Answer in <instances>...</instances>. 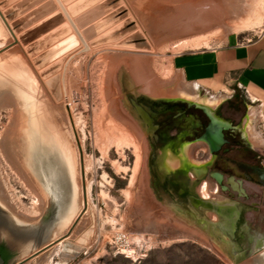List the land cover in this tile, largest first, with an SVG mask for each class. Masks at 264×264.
Listing matches in <instances>:
<instances>
[{
    "label": "rangeland",
    "instance_id": "obj_1",
    "mask_svg": "<svg viewBox=\"0 0 264 264\" xmlns=\"http://www.w3.org/2000/svg\"><path fill=\"white\" fill-rule=\"evenodd\" d=\"M238 2L0 0L16 36L13 41L0 18V226L48 233L41 214L48 204L43 176L49 165L50 176L55 166L63 173L65 211H70L52 238L66 231L81 209L77 158L72 141L64 139L72 138L77 150L73 128L83 152L87 207L67 237L42 251L51 255L44 264H62V245L76 251L64 264H251L258 251L249 234L264 233V181L256 191L246 185L241 194L221 190L225 183L217 186L212 169L203 168L198 176L179 158L203 167L206 150L186 156L193 147H204L191 141L214 117L228 120L231 109L203 91L178 88L154 97L146 94L152 81L142 85L174 53L243 43L259 33L263 0ZM210 97L219 99L209 108ZM237 112L229 118L257 148L260 143L250 140L245 125L250 110ZM180 130H186L180 142L188 146L165 145ZM5 137L7 153L1 146ZM177 187L193 194L184 199ZM189 195L218 202L231 198L241 205L232 238L237 254L223 248L222 232L209 233L185 215L180 205ZM203 214L213 222L219 218L212 209ZM118 232L139 257L117 252Z\"/></svg>",
    "mask_w": 264,
    "mask_h": 264
},
{
    "label": "crops",
    "instance_id": "obj_2",
    "mask_svg": "<svg viewBox=\"0 0 264 264\" xmlns=\"http://www.w3.org/2000/svg\"><path fill=\"white\" fill-rule=\"evenodd\" d=\"M156 72V77L142 82L146 85L152 81L151 91L145 90L148 95L161 97L178 88L203 91L207 95L221 97L219 104L225 103L231 109L228 120L212 119L222 124L218 125L222 143L217 149L210 151L207 143L201 141L204 147H193L192 151H187V158L194 151L206 150L204 158L208 157L203 164L204 169L217 171L221 167L227 176L232 175L240 181L242 189L245 185L254 191L260 188L264 181V159H260V156L264 158V0L261 30L252 39L174 53ZM217 97L210 98L219 99ZM240 109H249L253 113V128L261 140L257 148L249 145L240 126L229 118L237 116ZM244 118L245 115L242 120ZM196 141L192 140L191 144Z\"/></svg>",
    "mask_w": 264,
    "mask_h": 264
},
{
    "label": "flooded vegetation",
    "instance_id": "obj_3",
    "mask_svg": "<svg viewBox=\"0 0 264 264\" xmlns=\"http://www.w3.org/2000/svg\"><path fill=\"white\" fill-rule=\"evenodd\" d=\"M138 111H139V115L143 118V120L146 121L148 123V125H151L154 127V125L151 124L150 116L146 112H144L142 109H140L139 107H138ZM145 116H146V118H145ZM204 128H203V130H204ZM185 134H186V130H180L179 133L177 134V136L173 140L167 142L165 145H167L168 143H171L172 149H174L177 145H179L181 143H185V145L187 146L186 142H180L181 137L184 136ZM157 158L158 157L156 156L154 163H153V168H154L155 173L158 175V167H157V162H156ZM179 158H180L181 162H183L182 163L183 166L190 167L189 166L190 160L184 161V159H185L184 156H180ZM192 163L194 166L196 165V163L194 161ZM216 166H217V164H216ZM175 167H180V166H175ZM197 167H199V166H197ZM222 170H224V169L221 167H218L217 171H213L211 173V176L215 180L217 186L219 183L223 182V183H225V187H229V185L226 183V178L228 176ZM214 172L221 174V180L220 181H218L216 175H213ZM202 173H203V167L200 165V167L198 168L197 174L202 175ZM220 189L224 190L222 188V186ZM176 192L178 195L185 193V192H183L182 187H177ZM188 194H193V193H191V192L185 193L184 199L186 198V196ZM205 196H207V195H205ZM66 207H67V205L65 206V208ZM180 207H182L184 209L185 215L188 218L195 221L205 231H208L209 233H212L215 235H217L219 231L222 232L223 235L220 236V239H222L221 243L223 244V248L231 254L236 253V250L239 249V245L237 242H234L232 240V238L234 236V231H235L237 220L239 218V213L242 209L240 204H237L231 198H226V200L224 202H218V201H212L209 199L198 198V197L189 195L188 196V202L182 203L180 205ZM204 208L212 209L219 216V218L215 222H213V220L209 219L208 217H206L203 214ZM46 211L47 210L45 208L43 213H46ZM64 213H65V211H63V213H62L60 219L57 221V223H59V221L61 223V219L65 217ZM42 221H43V217H42ZM205 221H209V222H211V224L208 225L205 223ZM51 222L46 224L43 221L42 223L47 227L50 224H52ZM5 227L8 229L10 228L6 225H5ZM242 228L244 230H247V225L244 223L242 225ZM17 229L15 227L9 229L10 234H8V235H5V234H3V232L0 231V245L5 246L6 248H8L11 251V256L9 258H7L6 260H4L3 262H1L0 264H18L23 258H25L27 256L26 255L27 253H30L31 251H33L32 248L34 246L37 247V246H40V245L42 246V245L46 244L47 241L52 238V236L55 232V230L52 228L53 230L51 232H48L49 234L45 233L44 235H42L43 238L41 239L40 237H38V238L32 237V236L30 237L28 235H25L24 233H19V231H17ZM30 232H32V231H30ZM33 232H34V229H33ZM34 238H36L38 240L35 241ZM249 239L254 240V246L256 243H261L264 245V233H258L255 235L249 234ZM15 242H16V244H20L23 247H27L25 249V252L23 255L20 254L21 253L19 251L20 249L17 245H15ZM19 255H21V256H19ZM252 261H253V263H252ZM28 262H26L25 264H27ZM251 264H264V246H263V248L258 250V253L254 254L252 256Z\"/></svg>",
    "mask_w": 264,
    "mask_h": 264
},
{
    "label": "water",
    "instance_id": "obj_4",
    "mask_svg": "<svg viewBox=\"0 0 264 264\" xmlns=\"http://www.w3.org/2000/svg\"><path fill=\"white\" fill-rule=\"evenodd\" d=\"M0 18H1L2 22L4 23L5 27L7 28L8 32L11 34L13 41H16V38L12 34L11 28L7 25V23H6L4 17L2 16L1 13H0ZM136 41L141 42L143 44L145 43V40L143 38H137ZM218 131H219V126L213 125V123L211 121L205 127L203 133L200 135V137L197 139L196 142L205 141L208 145L209 150L214 151L217 149V147L220 145V143H222V139H221L220 133ZM72 132H73L74 141H75L77 151H78L79 186H80V195H81V202H82L81 209L78 211L77 215L74 217L71 224L68 226V228L66 229V231L62 235H59L58 237H54L48 243L42 245L41 247H38L37 249H35V251H33L32 253L27 255L25 258H23L18 264L24 263L26 260L35 256L40 251L46 249L52 243L66 237L70 233V231L74 227L76 221L79 219V217L81 216V214L84 212V210L86 208L85 183H84V173H83V165H82V152H81L80 145L78 143V138H77V135H76V132L74 131V129H72ZM215 133H216V135H215ZM49 168H50L49 165H47L46 168L44 169L43 184H44V188H45V191H46L47 197H48L47 198L48 204L46 206V210L51 206V204L54 203V205L51 206V212H50V216H49V219L52 221L51 222L52 224L49 225V226H51V229H49V231H50V230H52L54 223L60 219L63 211H65V209H66L65 206L67 205L68 202H66L63 198L64 197L63 192H64V187H65V185H64L65 180H64V176H63L62 171L55 166L54 170L52 171L54 174L52 176H50L48 173ZM226 183L229 185L230 189H232L233 191H235L239 194L243 192V189L240 186V181L234 179V177L232 175H228V177L226 178ZM43 214H45V213H43ZM2 215L5 216L6 214H2ZM4 219H6V218H4ZM39 219H38V222L34 224L35 226L40 222ZM46 224H47V222H46ZM9 229L6 228L5 226H3V227L0 226V231L3 232V234H5V235L10 234ZM35 229H37V228L34 227V233H39ZM10 256H11V251L8 248H6L5 246L0 245V263L3 262L4 260H6L7 258H9Z\"/></svg>",
    "mask_w": 264,
    "mask_h": 264
},
{
    "label": "bare ground",
    "instance_id": "obj_5",
    "mask_svg": "<svg viewBox=\"0 0 264 264\" xmlns=\"http://www.w3.org/2000/svg\"><path fill=\"white\" fill-rule=\"evenodd\" d=\"M205 0H203V2H204ZM228 2H230V4H232V5H239V2L238 1H240V0H227ZM198 2V1H197ZM238 2V3H237ZM184 3V2H183ZM194 3H196V2H194ZM206 3V2H205ZM208 3V2H207ZM196 4H198V3H196ZM202 4V3H201ZM180 5V4H179ZM178 5V6H179ZM182 5H186V3L185 4H182ZM188 5V4H187ZM187 5H186V7L185 8H188V10L190 9L189 7H187ZM193 5V4H192ZM199 5V4H198ZM177 6V5H176ZM190 6V5H189ZM202 6V5H201ZM231 6V5H230ZM192 7V6H191ZM182 8V7H181ZM184 8V9H185ZM194 8H195V6H194ZM183 9V10H184ZM2 10V9H1ZM0 10V13L2 14V16L4 17V15H3V13H2V11ZM182 10V11H183ZM187 10V9H186ZM187 10V11H188ZM191 10V9H190ZM189 10V11H190ZM188 11V12H189ZM205 11V10H204ZM195 12V11H194ZM177 14V13H176ZM188 15V14H187ZM204 15V14H203ZM207 15H208V13H207ZM206 14H205V16H207ZM214 15V14H213ZM212 15V16H213ZM209 16V15H208ZM207 16V20H208V22L210 21V16L208 17ZM4 19H5V21H6V18L4 17ZM213 19V18H212ZM205 22H207V21H205ZM6 23H7V25L9 26V24H8V22L6 21ZM191 24V23H190ZM182 26V25H181ZM10 27V26H9ZM12 30V29H11ZM12 34H13V36L16 38V36H15V34H14V32H13V30H12ZM206 98L205 97H203V98H201V101L200 102H202V103H204V102H206ZM213 101H217L216 99H211V100H209V102L211 103V104H213L214 102ZM197 102H199V101H196L195 103L197 104ZM208 103V102H207ZM211 106H213V105H211ZM210 106V107H211ZM56 112V111H55ZM54 115H55V119L57 120V122H58V125H60L61 126V128H62V130L64 129V126L60 123L61 121H60V119H58V115H57V113H54ZM144 115V114H143ZM252 117H253V113L252 112H250L249 113V116L246 118L247 120H246V122H245V125H246V129H247V131H249V132H252V133H249V137H250V140L252 141V142H255V143H260L261 142V140H260V138L258 137V135L256 134V132L254 131V128H253V126H252ZM145 118H146V116H145ZM60 122H59V121ZM152 121V120H151ZM212 123H213V125H222V124H219V123H217V122H214V121H212ZM152 124V123H151ZM73 129V128H72ZM63 134H64V132H63ZM7 136V135H6ZM67 139L68 141H72V143H73V150H74V154H75V157L77 158L76 159V161H77V163H78V154H77V150H76V148L74 147V142H73V139L72 138H70V137H68V136H65L64 135V139ZM5 140H7L6 139V137L2 140V147H3V150H4V152H6V148H7V146H6V141ZM78 143H79V145H80V149H81V144H80V142H79V138H78ZM81 152H82V150H81ZM7 153V152H6ZM193 160H190L189 161V166L190 167H195L194 168V174H196V175H198L197 173H198V168L199 167H197V166H194L193 165ZM78 165V164H77ZM82 165H83V173H85V170H84V159H83V152H82ZM78 169V168H77ZM186 170V169H185ZM213 175H216V177H217V179H218V181H220L221 180V174L219 173H213ZM198 176H200V175H198ZM85 178V177H84ZM202 182H203V185H202V190H203V193H204V195H207L208 194V188H207V183L205 182V181H203L202 180ZM85 183V182H84ZM79 185V184H78ZM79 188H80V186H78ZM222 188L223 189H226L225 188V186H222ZM85 196H86V207H87V188H86V183H85ZM79 200V204H80V208H81V205H82V202H81V198H78ZM54 205V203L53 204H51V206H53ZM51 206L47 209V211H46V213L44 214V216H43V221L46 223H48L49 221L51 222V220L49 219V216H50V212H51ZM54 208V207H53ZM85 210H86V208H85ZM84 210V211H85ZM69 213H70V211H68L67 212V210L65 211V216H67V215H69ZM84 213V212H83ZM82 213V214H83ZM82 214H81V216H82ZM213 214V213H212ZM80 216V217H81ZM79 217V218H80ZM48 218V219H47ZM79 220V219H78ZM78 220L76 221V223L75 224H77V222H78ZM42 220H41V222H43ZM205 223L206 224H208V225H210L211 224V222H209V221H205ZM58 225V223H57V221H56V223H54V228H55V226H57ZM53 226V225H52ZM75 226V225H74ZM46 228H49L48 226L46 227ZM53 228V227H52ZM36 230V229H35ZM53 230V229H52ZM52 230H50V232L52 231ZM72 230H73V228H72ZM72 230L70 231V233L72 232ZM43 231V232H42ZM40 230V231H37V232H39V233H34L33 231L32 232H30V231H28V230H23L22 232L21 231H19V233H24L25 235H28V236H32V237H36V238H38V237H40L41 239L43 238L42 237V235H44L45 234V231H44V229L43 230ZM49 232V231H48ZM69 233V234H70ZM49 234V233H48ZM68 234V235H69ZM67 235V236H68ZM66 236V237H67ZM3 237V236H2ZM36 238H34L35 239V241H37L38 239H36ZM65 238V237H64ZM64 238H62V239H64ZM61 240V239H60ZM57 241H59V240H57ZM56 241V242H57ZM56 242H54V243H56ZM54 243H52L51 245H53ZM15 245H17L18 247H19V249H20V251H21V255H23L24 254V252H25V249L27 248V247H23V246H21L20 244H16V242H15ZM50 245V246H51ZM263 244H261V243H256L255 244V248H256V250L258 251L259 249H261V248H263ZM48 248V247H47ZM31 250V249H30ZM29 250V251H30ZM45 250V249H44ZM49 250V249H48ZM28 251V250H27ZM35 251V250H34ZM43 251V250H42ZM42 251H40L39 253H37L36 255H35V258H33V257H31V258H33V259H31L27 264H44V262H45V260L46 261H50L51 260V255L48 253H46V252H42ZM74 252H76L74 249H72V248H66V246L65 245H62V249H61V251H60V254H59V257H60V261L62 262V264H64L65 262H66V259L67 258H69V257H71V256H73L72 254H75ZM29 260V259H28ZM28 260H26V261H28ZM25 261V262H26ZM24 262V263H25ZM58 263V262H57ZM252 263H253V261H252ZM23 264V263H22Z\"/></svg>",
    "mask_w": 264,
    "mask_h": 264
},
{
    "label": "built area",
    "instance_id": "obj_6",
    "mask_svg": "<svg viewBox=\"0 0 264 264\" xmlns=\"http://www.w3.org/2000/svg\"><path fill=\"white\" fill-rule=\"evenodd\" d=\"M226 188V187H225ZM116 240L118 242V253L128 257H139V254L135 252L134 248L131 246V243L128 241L124 233L118 232Z\"/></svg>",
    "mask_w": 264,
    "mask_h": 264
}]
</instances>
